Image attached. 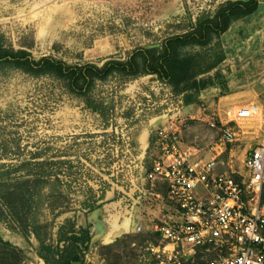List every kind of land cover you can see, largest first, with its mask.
Returning <instances> with one entry per match:
<instances>
[{
  "label": "rangeland",
  "instance_id": "obj_1",
  "mask_svg": "<svg viewBox=\"0 0 264 264\" xmlns=\"http://www.w3.org/2000/svg\"><path fill=\"white\" fill-rule=\"evenodd\" d=\"M228 1L0 0V47L67 65L100 66L133 54L141 64L140 48L163 51L168 38L195 31ZM258 3L202 42L173 43L170 79L116 70L75 90L64 75L0 59V234L21 248L22 264H56L54 246L71 236L59 229L66 219L89 224L92 234L75 264H150L144 249L154 237L156 206L134 199L151 133L167 119L182 121L191 143L217 134L212 117L229 121L241 139L231 164L244 171V154L264 132V0ZM252 103L259 106L252 118L224 115L228 106ZM97 210L113 227L143 214L145 230H135L134 220L132 230L106 237L100 222L98 232L86 222Z\"/></svg>",
  "mask_w": 264,
  "mask_h": 264
},
{
  "label": "built area",
  "instance_id": "obj_2",
  "mask_svg": "<svg viewBox=\"0 0 264 264\" xmlns=\"http://www.w3.org/2000/svg\"><path fill=\"white\" fill-rule=\"evenodd\" d=\"M258 114L256 103L224 110L236 122ZM228 122L212 117L217 134L205 143H185L176 117L153 130L137 190L138 202L163 204L144 249L150 264H264V132L239 172L231 161L241 139Z\"/></svg>",
  "mask_w": 264,
  "mask_h": 264
},
{
  "label": "trees",
  "instance_id": "obj_3",
  "mask_svg": "<svg viewBox=\"0 0 264 264\" xmlns=\"http://www.w3.org/2000/svg\"><path fill=\"white\" fill-rule=\"evenodd\" d=\"M258 4V0L228 1L213 17L203 19L195 31L168 38L164 43L163 51H158L156 48H140L138 53L142 56L141 64L136 59V54H133L125 61L112 59L105 61L100 66L93 63H87L83 66L67 65L62 60L47 56L34 59L23 49L10 48L3 51L1 47L0 59L27 70H49L64 75L75 90L86 88L94 78H103L116 70L129 75L155 73L160 79H170L176 70V66L172 63L173 43L202 42L207 38L210 31L224 30L232 19L253 12ZM92 209L93 207L90 208V210ZM65 225L68 228H65ZM59 229L61 231L67 229L65 231L71 233V236L69 242H64L62 247L58 244L54 246L53 254L57 255L55 262L56 264H75L80 259L79 246L87 248L90 243L92 237L90 226L88 224L76 227L74 219H66V223L60 225ZM37 236L42 241V247H47L43 236L39 233ZM24 258L25 255L21 248L4 239L0 234V264H22Z\"/></svg>",
  "mask_w": 264,
  "mask_h": 264
},
{
  "label": "crops",
  "instance_id": "obj_4",
  "mask_svg": "<svg viewBox=\"0 0 264 264\" xmlns=\"http://www.w3.org/2000/svg\"><path fill=\"white\" fill-rule=\"evenodd\" d=\"M154 130V129H153ZM152 134H153V131H152V133H151V136H150V140H149V146H150V144H151V139H152ZM182 136H183V141L185 142V143H191V142H188L187 140H186V138H185V134H184V132L182 131ZM144 177V176H143ZM144 179V178H143ZM143 179H142V181H143ZM142 181H141V183H140V185H138L136 188V198L134 199V203H136V204H143L144 202H138L137 201V190H138V188L139 187H141L142 186ZM146 203V202H145ZM152 204V203H151ZM153 206H156L155 207V212L153 213V215H154V217L151 219V225H152V232H153V224H154V222H155V220H156V217L160 214V212L162 211V205H161V203L159 202V201H156L155 203H153L152 204ZM99 210H97V211H95V212H92L90 215H88L87 216V220H86V222H88V223H92V226L94 227H96V230H97V232H98V222H100L102 225L100 226V227H102V228H106V230L104 231L103 230V232L102 233H104V236H116V234H118V232H121V231H128V230H132L133 228H132V226L134 225V220L136 221V222H138V224L139 225H141V227H142V230H145L144 229V227H143V222H145V217L143 216V214H135V218L134 219H126V220H124V221H122L121 223H116V224H118V226H116V227H113L114 226V224H111L110 226L108 225L107 226V224H105V222L102 220V218H106L105 216H104V214H105V210H100L99 212H98ZM98 219H101V221L99 220L98 221ZM97 222V223H96ZM96 224H97V226H96ZM115 224V225H116ZM137 224V225H138ZM136 225V226H137ZM135 228V230H136V227H134ZM102 235V234H101ZM103 235H102V238H105ZM113 236V237H114ZM112 237V238H113ZM112 238H110V239H112ZM106 239V238H105ZM110 239H107V240H110Z\"/></svg>",
  "mask_w": 264,
  "mask_h": 264
},
{
  "label": "bare ground",
  "instance_id": "obj_5",
  "mask_svg": "<svg viewBox=\"0 0 264 264\" xmlns=\"http://www.w3.org/2000/svg\"><path fill=\"white\" fill-rule=\"evenodd\" d=\"M263 112V111H262ZM259 118H261V117H259ZM261 120V119H260Z\"/></svg>",
  "mask_w": 264,
  "mask_h": 264
}]
</instances>
